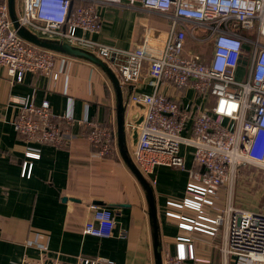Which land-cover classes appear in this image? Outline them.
<instances>
[{
	"label": "built area",
	"instance_id": "built-area-1",
	"mask_svg": "<svg viewBox=\"0 0 264 264\" xmlns=\"http://www.w3.org/2000/svg\"><path fill=\"white\" fill-rule=\"evenodd\" d=\"M18 26L28 34L93 55L114 73L128 103L143 105L139 124L125 129L136 133L131 161L150 179L156 167L185 169L182 145L190 147L192 166L179 201L165 203L164 217L176 223L173 254L162 264L209 263L196 256L192 235L207 236L224 264H264V201L254 209L234 200L237 187H264V0H19ZM133 11L148 17L139 24L136 43L127 48L92 38L101 29V8ZM151 17L164 22L151 21ZM190 38L200 52H186ZM72 57L23 40L0 1V66L11 83L27 73L56 81ZM59 62V66L57 63ZM241 73L240 78L237 74ZM192 96L187 97V92ZM77 125L91 152L107 157L115 149L109 125L70 113L55 115L46 101L18 104L15 132L27 143L67 147ZM185 133V134H184ZM26 157H37L31 151ZM26 163L22 174H26ZM250 175L237 182V169ZM223 195V197L221 196ZM222 197V198H221ZM240 201H242L240 199ZM83 232L109 238L115 225L110 210L97 206ZM9 221L0 218V230ZM21 222L22 244L33 246L36 257L18 264H61L47 256L48 246L28 239ZM27 227V226H26ZM26 235V236H25ZM219 239V241H213ZM202 244V243H201ZM102 258L76 256L75 264H99Z\"/></svg>",
	"mask_w": 264,
	"mask_h": 264
},
{
	"label": "crops",
	"instance_id": "crops-1",
	"mask_svg": "<svg viewBox=\"0 0 264 264\" xmlns=\"http://www.w3.org/2000/svg\"><path fill=\"white\" fill-rule=\"evenodd\" d=\"M0 1L7 4V0ZM19 4V0H14L16 18ZM99 13L101 29L92 35L93 39L123 48L136 43L140 15L110 7L101 8ZM64 64L65 71L56 81L27 73L21 83H11L0 66V218L9 221L7 229L0 230V264H18L25 255L38 254L33 246L21 243L23 234L16 229L21 222L30 229L28 239L47 244V256L58 257L61 264H75L78 255L106 260L99 264H155L145 196L117 149L113 87L107 76L91 63L75 58ZM123 91L124 125H127L134 123L131 117L140 116L141 111L128 103L129 88ZM190 96L192 91L187 92V97ZM30 100L36 105L46 101L55 115L70 113L76 120L85 117L111 126L115 133L113 156L93 155L77 125L72 128L74 136L67 147L25 143L15 132L13 122L18 104ZM130 135L125 129L128 152L133 147ZM27 151L38 156L26 157ZM190 151L188 146L180 147L185 169L156 167L150 179H146L157 212L162 257L173 254L175 238L181 234L176 223L164 217V211L166 201H179L184 195L187 171L193 164ZM25 163L28 166L23 176ZM92 206L106 208L113 214L111 237L97 238L83 232L84 223L92 216ZM192 236L198 239L193 244L196 256L209 259L206 264H224L222 254L212 247L210 238ZM226 264L235 263L227 260Z\"/></svg>",
	"mask_w": 264,
	"mask_h": 264
},
{
	"label": "water",
	"instance_id": "water-1",
	"mask_svg": "<svg viewBox=\"0 0 264 264\" xmlns=\"http://www.w3.org/2000/svg\"><path fill=\"white\" fill-rule=\"evenodd\" d=\"M7 7H8L9 18L13 24V27L15 30L18 31V35L23 40H25L26 42L32 45L38 46L40 48L54 51L62 55H66L69 57H73V58L80 59L88 63H91L92 65L99 68L109 79L113 87V90L115 93V100H116V107H115L116 108V130L115 132H116L117 149L119 151L120 157L124 165L127 167L131 175L135 178V180L138 182V184L143 190L145 200H146L147 214H148L149 225H150V230H151L154 262L155 264H162L161 247H160L158 228H157V212L155 208L153 193H152L151 187L149 183L147 182V180L143 177V175L138 171V169L135 167V165L131 161L128 155V151L126 149L125 139H124V131H125L124 102H123L122 91H121V88L119 86L116 76L104 62H102L100 59L94 57L93 55L89 53H86L78 49L70 48L66 45H61V44L38 39L28 34L27 32H25L23 29H20L16 21V16H15V11H14V0H7ZM134 105L137 106L140 111L143 110L144 108L143 105L139 103H135ZM131 119L134 121L135 124H139L142 120V118L137 114L132 116ZM136 140H137L136 133L135 131H132L130 135V141H131L132 146L136 144ZM65 200L66 198H63V201Z\"/></svg>",
	"mask_w": 264,
	"mask_h": 264
},
{
	"label": "rangeland",
	"instance_id": "rangeland-1",
	"mask_svg": "<svg viewBox=\"0 0 264 264\" xmlns=\"http://www.w3.org/2000/svg\"><path fill=\"white\" fill-rule=\"evenodd\" d=\"M115 9H117V8H115ZM130 12H133V11H130ZM137 15H139V14H137ZM148 20H149L148 17L140 15V18H139V22L140 23L147 24ZM150 20L151 21L164 22L163 19L154 18V17H151ZM188 50L193 51L194 54H198L200 52V48L190 38L186 37V39L184 41V48H183L182 56L184 58H188L189 59V57L186 54V52ZM73 59L75 60V58H73ZM240 76H241V73H238L237 77L240 78ZM128 154H129L130 157L132 156L131 155V149H129ZM249 175H250V170L242 171L240 168H238L237 169V175H236L237 176V182L238 181L239 182L244 181L246 179V177L249 176ZM246 195H249L250 198L246 197ZM241 198H243L242 201H240ZM234 200L235 201L238 200V203L243 205L245 208L254 209V208L258 207L257 205L259 203H262L264 201V187H261V186L256 187V186H254V187L248 189L247 186H243V188H241V186H239V187H237V190L235 191Z\"/></svg>",
	"mask_w": 264,
	"mask_h": 264
},
{
	"label": "trees",
	"instance_id": "trees-1",
	"mask_svg": "<svg viewBox=\"0 0 264 264\" xmlns=\"http://www.w3.org/2000/svg\"><path fill=\"white\" fill-rule=\"evenodd\" d=\"M113 156V154H111V155H108L107 157H112Z\"/></svg>",
	"mask_w": 264,
	"mask_h": 264
},
{
	"label": "bare ground",
	"instance_id": "bare-ground-1",
	"mask_svg": "<svg viewBox=\"0 0 264 264\" xmlns=\"http://www.w3.org/2000/svg\"><path fill=\"white\" fill-rule=\"evenodd\" d=\"M143 177H144L145 179H148V178H147L146 176H144V175H143Z\"/></svg>",
	"mask_w": 264,
	"mask_h": 264
}]
</instances>
